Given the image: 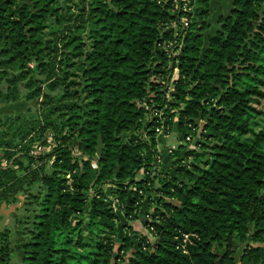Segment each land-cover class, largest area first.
Here are the masks:
<instances>
[{
    "label": "trees",
    "instance_id": "obj_1",
    "mask_svg": "<svg viewBox=\"0 0 264 264\" xmlns=\"http://www.w3.org/2000/svg\"><path fill=\"white\" fill-rule=\"evenodd\" d=\"M211 1L0 0V95L30 103L0 118V208L34 206L14 264H264V0ZM160 124L198 134L163 173Z\"/></svg>",
    "mask_w": 264,
    "mask_h": 264
},
{
    "label": "rangeland",
    "instance_id": "obj_2",
    "mask_svg": "<svg viewBox=\"0 0 264 264\" xmlns=\"http://www.w3.org/2000/svg\"><path fill=\"white\" fill-rule=\"evenodd\" d=\"M225 2H227V0H212L211 5L214 7L215 11H218L219 9L223 11V9H221L220 6H222ZM214 12L211 14V16L214 14ZM175 76L176 74L174 73L172 77L174 78ZM7 82L8 79L5 81V84L2 86L3 93L0 95V118H5L6 116L14 114L15 112H24L26 108L30 105L29 102L24 100V97L22 95L23 93L16 94L15 100L10 102L11 99L8 100L6 98V92H4L7 87ZM254 106L257 109L262 110L264 112V99H260L259 102L254 103ZM263 118H264V114H263ZM262 120L263 119H257L259 124H261ZM259 126H255V128H259ZM199 130H200V126H198L196 131L198 132ZM160 134L161 133L157 135L159 138H160ZM163 134H165V132ZM183 136H184V132L178 131L176 126H174L171 129V131L168 132L167 135H165V139L163 141H159L160 139L158 138L157 146L160 147L161 149L165 147L167 151H171V149L178 147L180 144H183L185 148H190L191 146L194 145L193 143L198 140L197 133L191 134V141H189L188 143L182 140ZM200 151L206 153L205 149H201ZM140 175L141 172H138L136 174L137 177H140ZM26 202L27 199L25 195L21 194L19 195V201L17 203L7 206L3 205L0 208V230L4 228L8 229V231L10 232L9 237H10L11 245L13 247L10 264H14L15 262L18 261L21 255L20 245L22 241L25 238H27V235L25 234V230H24V224L18 222V220L24 219L23 216L32 213V209L34 208L33 203L26 204ZM149 210L151 211L150 208H148V211ZM124 221L125 220L122 219L119 220L120 223ZM135 226H136L135 231L136 232L140 231V233L138 234L146 235L150 241L154 240L155 236L153 232L147 230L142 222L140 224L136 223ZM122 231L124 232V230ZM121 235L122 232L120 228L115 241L116 245H118Z\"/></svg>",
    "mask_w": 264,
    "mask_h": 264
},
{
    "label": "built area",
    "instance_id": "obj_3",
    "mask_svg": "<svg viewBox=\"0 0 264 264\" xmlns=\"http://www.w3.org/2000/svg\"><path fill=\"white\" fill-rule=\"evenodd\" d=\"M184 23H186L185 21H183ZM157 116L161 117V113H157ZM196 130L194 127L191 128V131ZM156 131L158 133H162L163 132V126L160 124L157 128ZM51 139L49 138L48 141H50ZM185 141H191V135L190 133L187 134L184 138ZM38 151H43L45 148L43 147H37L36 148ZM7 161L3 160L1 162L2 166H6ZM154 173V172H153ZM142 175V173H141ZM149 231L152 232V227L149 228ZM177 238V248H179L182 252L186 253L187 252V248L189 245L193 244L194 240L198 238L197 234L193 233V232H181V234L179 236L176 237Z\"/></svg>",
    "mask_w": 264,
    "mask_h": 264
},
{
    "label": "crops",
    "instance_id": "obj_4",
    "mask_svg": "<svg viewBox=\"0 0 264 264\" xmlns=\"http://www.w3.org/2000/svg\"><path fill=\"white\" fill-rule=\"evenodd\" d=\"M176 122V121H175ZM174 122V123H175ZM173 123V124H174ZM173 126L174 125H172V128H173ZM171 128V129H172ZM171 131V130H170ZM169 131V132H170ZM168 134V133H167ZM167 134H163L162 133V135L160 136V140L159 141H163L164 139H165V135H167ZM158 147V146H157ZM158 150H159V152H160V154L163 156V162H162V164H161V166H160V169H159V171L160 172H165V170L167 169V167H168V160H169V157H168V151L166 150V148L164 147L163 149H161L160 147H158ZM155 181V183H158V179H155L154 180ZM136 223H141V221H133V222H131V225H132V227H133V229L135 230L136 229V226H135V224ZM139 233H140V231H139Z\"/></svg>",
    "mask_w": 264,
    "mask_h": 264
},
{
    "label": "water",
    "instance_id": "obj_5",
    "mask_svg": "<svg viewBox=\"0 0 264 264\" xmlns=\"http://www.w3.org/2000/svg\"><path fill=\"white\" fill-rule=\"evenodd\" d=\"M195 124H196V125H199V126H200V129H201L202 122H200L199 119H196V120H195ZM97 150H98V151H97V156H100V145H99V147H98ZM248 244H249V241H245V242L241 245V247L237 250V252L235 253V260H236V261L238 260L239 256H240L241 253L243 252V249H244Z\"/></svg>",
    "mask_w": 264,
    "mask_h": 264
}]
</instances>
